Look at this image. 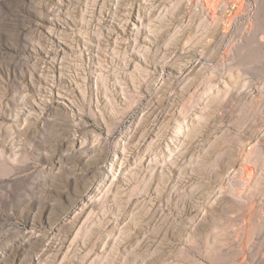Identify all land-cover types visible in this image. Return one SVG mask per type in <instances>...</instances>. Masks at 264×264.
I'll list each match as a JSON object with an SVG mask.
<instances>
[{"label":"rangeland","instance_id":"obj_1","mask_svg":"<svg viewBox=\"0 0 264 264\" xmlns=\"http://www.w3.org/2000/svg\"><path fill=\"white\" fill-rule=\"evenodd\" d=\"M0 264H264V0H0Z\"/></svg>","mask_w":264,"mask_h":264}]
</instances>
